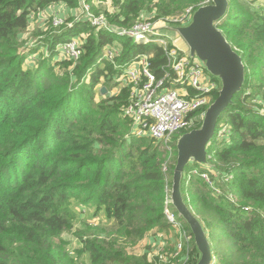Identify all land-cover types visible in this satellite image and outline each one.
Returning <instances> with one entry per match:
<instances>
[{"label":"trees","instance_id":"obj_1","mask_svg":"<svg viewBox=\"0 0 264 264\" xmlns=\"http://www.w3.org/2000/svg\"><path fill=\"white\" fill-rule=\"evenodd\" d=\"M206 1L124 0L112 21L126 27L141 8L154 11L156 19ZM228 2L216 26L240 54L245 79L208 148L217 172L184 167L181 191L220 264H264V14ZM58 3L80 10L79 0H0V264H153L126 248L152 228L171 229L164 211L175 162H166V148L147 144L155 140L130 134L129 117L120 116L128 89L101 94L97 104L94 96L120 72L100 60L106 45L128 46L115 58L119 65L149 55L157 77L165 64L163 46L139 45L103 29L93 32L83 18L42 42L52 60L59 42L88 30L78 62L54 60L60 67L73 65L71 71L52 73L47 68L52 62L43 60L23 69L27 53L36 49L21 45L30 14ZM194 170L207 172L218 193ZM75 205L91 207V217L103 214L107 222L79 219ZM76 222L78 246L72 249L62 236L75 231ZM216 227L219 232L212 233Z\"/></svg>","mask_w":264,"mask_h":264},{"label":"built area","instance_id":"obj_2","mask_svg":"<svg viewBox=\"0 0 264 264\" xmlns=\"http://www.w3.org/2000/svg\"><path fill=\"white\" fill-rule=\"evenodd\" d=\"M79 4L82 17L97 30L103 29L119 37L130 38L138 44L158 43L163 46L165 64L162 66L160 77L152 72L149 55L142 54L126 64L119 65L115 58L120 55L121 49L117 45H106L102 50L100 60L110 62L115 69L120 70L112 79L113 87L118 89L111 95H116L120 89H129L124 113L130 119L131 135L167 144L173 133L188 126L195 112L204 113L211 102L212 92L217 90L220 84L207 73L197 57H191L188 49L174 44L173 40L163 33L165 26L187 24L194 8L187 7L177 15L156 19L154 12L148 16L143 11L132 25L119 26L117 30H113L103 14L96 15L92 12L86 0H79ZM57 5L62 8L65 4H52L49 7L51 24L54 27L63 24L56 11ZM57 51L62 59L77 61L81 56L79 39L64 41ZM163 171H166L165 166ZM193 174L200 176L213 192L218 193L207 172L194 170ZM165 205L164 215L167 222L176 229L181 242H186L181 218L175 209L168 207L171 206L169 196H166ZM178 247H183V244H178ZM210 264L220 263L213 257Z\"/></svg>","mask_w":264,"mask_h":264},{"label":"water","instance_id":"obj_3","mask_svg":"<svg viewBox=\"0 0 264 264\" xmlns=\"http://www.w3.org/2000/svg\"><path fill=\"white\" fill-rule=\"evenodd\" d=\"M228 0H211L194 9L185 25H168L166 30L177 32L185 42L191 57L195 56L220 84L216 99L203 113L201 125L181 134L176 141V163L172 173L170 199L173 208L189 227L199 252L196 264H210L211 244L198 217L184 201L181 191L182 172L188 165H196L213 173L216 168L209 162L208 146L212 141L218 119L232 97L241 90L245 67L240 54L229 43L216 24L228 11ZM105 94V87L101 88Z\"/></svg>","mask_w":264,"mask_h":264},{"label":"rangeland","instance_id":"obj_4","mask_svg":"<svg viewBox=\"0 0 264 264\" xmlns=\"http://www.w3.org/2000/svg\"><path fill=\"white\" fill-rule=\"evenodd\" d=\"M123 2L124 0H87V3L90 6L92 12L96 15L103 14L108 20L109 27L113 30H117L119 28L118 24L116 22H113L112 20H113L114 15L120 12V5ZM235 2H238L242 6H246L253 14H258V15L264 14V0H235ZM205 3L210 4L211 0H209V2L206 1ZM71 9H72L71 11L64 9V8H61L58 10V15L61 17L63 21V24L58 27L52 26L51 19H50L51 12L50 10H48V7L43 10H40L37 13L30 14L29 27H28V30L24 33L23 43H21V45L28 46L30 47L29 49H35V48L36 49L32 51L33 53L32 52L27 53V59L25 63L23 64V69L32 70L38 64L39 60H43L45 62H49V61L52 62L51 67L47 66L48 70L51 71L52 73L58 74L64 71L68 72V70L69 71L72 70L73 65L69 64L68 68H66V67H60L54 64V60H58L59 55H55L51 60L49 57V52H48L46 45L42 43L44 39L49 37L50 35L56 34V33L63 35L69 28H71L73 24H75L76 22L83 21V17L80 14V10H78L77 8H71ZM143 11H145L148 16H149V13L152 14V12H154L152 10L141 8L139 12L135 15V17L137 18L138 14ZM172 15H177V14L173 13ZM133 21L134 20L130 21L128 23V26H130V24ZM93 28L95 29L93 32H97V29L95 27ZM89 33L90 32L88 30H79L77 32V35L71 37V39L72 38L79 39V42L81 44V54L83 52L84 37L87 36ZM163 33L169 36L170 40H173L174 44L180 46L181 48L185 50L188 49L185 42L183 41L181 36L177 34V32L172 31V30H166L164 28ZM62 43L63 41L59 42L56 45V50L58 48H61ZM139 45H143V44H139ZM117 46L121 49V51H122V48L124 51L128 47L127 45L122 46L120 45V43L117 44ZM207 73L211 75L209 72ZM102 79H101V83H102ZM215 79L218 81L217 78ZM86 80H88V74H86L81 79L82 82H87ZM113 83L114 82L111 81L107 83L106 87L103 86L106 89L105 94H102L101 92H99L98 89L95 91V96H94L95 103L94 104H97L101 100V94L111 95V93L115 92L118 89L115 86L112 87ZM123 89H128V88H123ZM123 89H120V91L118 90L117 94H119ZM128 94H129V89H128ZM208 106L206 107V109L208 108ZM120 116L123 118L124 116H127L124 113V110H123V114H120ZM202 119H203V113L196 114L191 120V122L188 124V126H186V129L198 128L201 125ZM127 136L128 138H131L129 134ZM127 136L125 135V137ZM178 137L179 136L177 135V133H173L170 136L169 142L167 144L154 143L148 140H147V144H149L150 146L157 144V145H160L164 149L166 148V150L168 151L166 162L168 164L172 162L176 163L177 152H176L175 145H176V141ZM210 145L211 143L209 144V146ZM138 147L140 146L136 145L134 149H137ZM171 180H172V177H171ZM226 194L227 196H231L230 192H226ZM193 205L195 206L194 202H193ZM170 207L174 209L172 204ZM74 209L78 213L79 219L86 218L92 224H99V223L104 224L107 222V219L103 214L91 217V214L93 213L92 211L93 209L91 207L82 206V207L77 208V205H75ZM199 217L203 218L202 216H199ZM181 221L183 222L184 230L186 232L185 234L186 242L185 241L181 242V240L178 238L176 229L172 227L169 231L160 230L155 227L147 231L143 235V237L139 239L137 242H135L133 245L127 246L126 248L127 253H129L130 255H134V256L145 255L146 258L153 264H196V262L199 259V252L197 251L196 246L194 244L193 236L191 239L190 232L186 227L187 224L183 221L182 218H181ZM201 224L203 225L202 222ZM74 226H75V231L71 232V230H68L64 232L62 236L69 243L72 249H75L78 246L76 231H77V227L79 226V224H77L76 222ZM218 232H219V229L217 227L212 230V233L217 234ZM178 244H183V247L179 248ZM194 251H196V253H194ZM213 257L215 256L213 255Z\"/></svg>","mask_w":264,"mask_h":264},{"label":"crops","instance_id":"obj_5","mask_svg":"<svg viewBox=\"0 0 264 264\" xmlns=\"http://www.w3.org/2000/svg\"><path fill=\"white\" fill-rule=\"evenodd\" d=\"M62 8L67 9V10H70V11L72 10V9L68 8L67 6H65V5L62 6ZM59 9H61V7H59V6L57 5V6H56V11H58ZM48 10H50V9L48 8ZM50 12H51V10H50ZM159 234H160V233H159ZM159 234H158V235H159Z\"/></svg>","mask_w":264,"mask_h":264}]
</instances>
